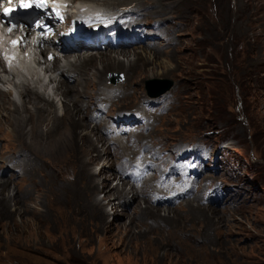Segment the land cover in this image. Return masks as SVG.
<instances>
[{"label": "rangeland", "instance_id": "rangeland-1", "mask_svg": "<svg viewBox=\"0 0 264 264\" xmlns=\"http://www.w3.org/2000/svg\"><path fill=\"white\" fill-rule=\"evenodd\" d=\"M110 1L113 9L141 7L144 21L134 28L159 31L141 35V42L153 41L146 50L156 58L140 67L144 76L129 91L117 88L131 81L122 70L90 81L98 102L84 110L87 123L94 109L107 106V122L90 142L67 120L55 136L67 133L69 146L53 154L44 150L50 136H41L49 132L40 131L54 126L46 112L18 119L20 125L2 119L0 264H264V0L100 3ZM89 50L79 48L73 56ZM168 80L166 93L156 96ZM69 84L73 91L76 85ZM107 85L112 90L98 96ZM0 97L8 94L0 91ZM112 117L134 126L120 148L103 131ZM95 149L103 155L98 161L90 160ZM145 158L154 174L139 194L141 187L120 175ZM102 166L114 173L109 188L99 184ZM178 177L175 189L185 188L178 197L152 200L163 195L157 192L162 184L171 186ZM122 182L131 188L124 198Z\"/></svg>", "mask_w": 264, "mask_h": 264}, {"label": "bare ground", "instance_id": "bare-ground-1", "mask_svg": "<svg viewBox=\"0 0 264 264\" xmlns=\"http://www.w3.org/2000/svg\"><path fill=\"white\" fill-rule=\"evenodd\" d=\"M59 1L61 2V10H63L64 12H69V14H66V22H68L71 14L74 13L80 16V14L84 11L90 12L91 14L102 11L111 16L116 14L117 18L136 16L135 20L131 22L126 21L119 25H115L114 27L116 30H118L119 34L126 35L127 41L122 40V44H137L140 41L137 42V40H133V37L146 36L148 38H152L155 37L156 34H158L157 32H159L157 30H153L152 28L149 34L145 33L143 30H135L134 26L136 28H139L141 27V25L138 26V24H141L144 21V19H139V13L142 14V12L140 11L142 9L136 4L129 6H126L125 4V6H121L120 9H113V7L110 6L112 3L115 5L116 2L111 1L107 4L100 3L103 0ZM112 24L114 25V22ZM62 26L63 24H60L57 29L61 28ZM65 26H67V24L64 25V27ZM9 28H11L12 30L9 31ZM40 32L41 31H38L36 32L37 34H35V32L32 30L31 24L26 22H23V24L9 23L8 26H0V91L8 94L7 98L0 97V122L4 117H7L10 125L13 123L15 125H20L16 123L18 119L24 118V121L32 120L35 119V115L38 114V112H46L48 117H50L52 121H54V126L50 129H48L50 126L47 127L46 129L48 130H40L49 132L47 134L41 132V136H50L48 137L47 144H50L51 146H47L45 144L46 148L44 150H51L53 154H59L60 152H64L63 149H66L69 146V136L67 135V133H62L59 137H57L55 136V134L56 132H58V129L60 127L64 126L67 120L74 123L75 127L77 128L75 133L76 135L88 140L91 138V136L96 135V133L99 135L98 126L100 123L107 122L106 116L103 114V108H107L106 104L104 103L102 104V107L98 105L100 108L95 107L96 109L93 110L94 114L92 113L91 117L93 118L92 121L94 123H91L90 121V124L87 123V117L84 115V110H86L91 104L96 105V103L98 102L97 100L96 102H93V96L91 95L89 89V85L91 84L90 81H92L94 77L101 78L107 71L113 69L122 70L124 76L130 78L131 81L115 87H117L118 89L120 88V90L121 88H126V90L129 91V86H131L133 83H138L139 80L144 76L143 72L139 71L141 70L140 67L145 63L152 62L153 59L156 58V54L152 53L149 50H146L147 48L151 47L152 44H154L152 43L153 41L149 40V44L140 42L136 45L137 47L132 46L133 48L127 47L128 49H126L124 47H119L118 49H116L114 47L115 49H111L109 51L111 53L113 52V55L107 54L106 52H103L101 50L96 51L94 49H90L89 52L80 51L81 53L78 52L75 54V56H73L76 50H78L79 48H83L88 45L91 46L92 44H88L87 42L82 41L79 38V43L67 44V40L62 37L59 39V42L56 43L55 38L57 35H48L46 38H44L38 36V33ZM63 33L64 31H62V34ZM13 41H15V43H13ZM143 43L146 45V48L141 45ZM46 44H48L47 51L43 55ZM138 45H140L141 47V50H139V52L137 51L139 49ZM56 52H58L60 55H55ZM119 55L123 56L122 60L120 59ZM101 56L108 57V61H101ZM74 74H76V77H74ZM148 75L153 76V72ZM79 76H82L81 80L83 79V81L78 80L77 77ZM55 81L56 85L52 86V88H49V84ZM71 82H74V85H76L73 91H71V89L69 88V86H71V84L69 83ZM132 87L134 86L132 85ZM132 87L131 90L136 93L137 90H134ZM112 88L113 86L110 85L108 87L107 85L104 89L105 91L101 90L97 92V95H107L106 93L110 92ZM165 91L160 90L155 95H163L166 93ZM13 92L16 94V97L13 96ZM81 93H84V96L80 97ZM119 93H121V91H119ZM110 94L111 93H108V95ZM76 95L78 97H76ZM41 101H44L45 103L43 104L41 103ZM84 102L87 103V107L83 108L80 103ZM7 104H9L10 107H8ZM42 116L45 117L44 115ZM44 119L45 118H43L42 121H44ZM128 121L129 119H127L126 117H112L110 118V126H105L103 128V131L106 134L105 136L111 143H113V148H120V146H123L122 141H124L125 139L126 142L127 140H129V134L133 135V129H130L128 131L124 129V126L132 124H126ZM146 123L147 122H144L143 124ZM135 129L136 128H134V130ZM140 130L141 128L137 127L136 133H139ZM98 139L102 140L101 136H98ZM58 140L59 142H57ZM86 141L87 140H85V142ZM38 144L41 145L42 143ZM27 145L31 147L29 143H27ZM95 152V157L90 158V160L92 161L101 159V157L103 156L102 153L98 152L96 149ZM104 154H107V152H105ZM121 156H125V154ZM147 160L148 158H145L146 163ZM167 170L169 174H172L169 168H167ZM101 172L104 173V179L99 184L101 185L102 189L109 188L107 184L109 178H111V175H113L114 173H110V175H107L103 170V166L100 168L98 173ZM153 174L154 173H152V176ZM162 174L166 175L165 178L168 177L166 171H163ZM123 175L124 173H122L121 171V178L127 177L130 183L134 182L136 184V187H141L140 190L137 188L139 194L141 193V190H143V186L147 182V180L152 177L151 175L144 177L143 180L138 184L128 175ZM179 180L181 181L179 177L175 178L171 186L169 182L166 184H162V188H159L157 192H162L163 195H161L160 197L152 196V200L154 202H166L169 199L178 197L180 195V192L185 189L184 188L181 190L179 186L175 189L174 182ZM129 186L130 185H126L124 182H122V189L120 194L122 198L125 197L123 196L124 193L127 190L131 189ZM174 189L177 190V194L173 196L171 192ZM108 192H110V190ZM138 192L136 191L134 195L138 196ZM113 194L114 192L112 193V195Z\"/></svg>", "mask_w": 264, "mask_h": 264}, {"label": "snow or ice", "instance_id": "snow-or-ice-1", "mask_svg": "<svg viewBox=\"0 0 264 264\" xmlns=\"http://www.w3.org/2000/svg\"><path fill=\"white\" fill-rule=\"evenodd\" d=\"M41 7H43L44 5H40ZM24 7H29V5H24ZM5 13H9L11 11V9H4ZM9 31H11L12 29L9 28ZM13 43H15V41H13Z\"/></svg>", "mask_w": 264, "mask_h": 264}, {"label": "water", "instance_id": "water-1", "mask_svg": "<svg viewBox=\"0 0 264 264\" xmlns=\"http://www.w3.org/2000/svg\"><path fill=\"white\" fill-rule=\"evenodd\" d=\"M114 80H115V79H114ZM170 84H172V81H171V80H168V84H167L165 87H163L161 90L165 91L167 88L170 87ZM165 88H166V89H165Z\"/></svg>", "mask_w": 264, "mask_h": 264}]
</instances>
